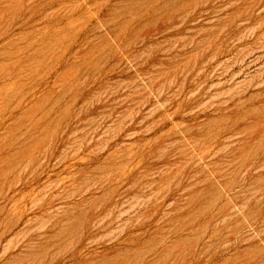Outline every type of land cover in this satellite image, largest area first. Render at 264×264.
Listing matches in <instances>:
<instances>
[{
	"label": "rangeland",
	"instance_id": "obj_1",
	"mask_svg": "<svg viewBox=\"0 0 264 264\" xmlns=\"http://www.w3.org/2000/svg\"><path fill=\"white\" fill-rule=\"evenodd\" d=\"M0 264H264V0H0Z\"/></svg>",
	"mask_w": 264,
	"mask_h": 264
}]
</instances>
